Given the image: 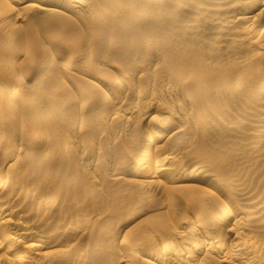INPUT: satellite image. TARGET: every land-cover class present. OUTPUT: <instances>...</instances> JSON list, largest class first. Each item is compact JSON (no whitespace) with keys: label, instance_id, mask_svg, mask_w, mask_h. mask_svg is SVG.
Returning a JSON list of instances; mask_svg holds the SVG:
<instances>
[{"label":"bare ground","instance_id":"1","mask_svg":"<svg viewBox=\"0 0 264 264\" xmlns=\"http://www.w3.org/2000/svg\"><path fill=\"white\" fill-rule=\"evenodd\" d=\"M0 264H264V0H0Z\"/></svg>","mask_w":264,"mask_h":264},{"label":"rangeland","instance_id":"2","mask_svg":"<svg viewBox=\"0 0 264 264\" xmlns=\"http://www.w3.org/2000/svg\"><path fill=\"white\" fill-rule=\"evenodd\" d=\"M17 38L19 39L20 38V35L17 34ZM129 227V226H128ZM128 227L126 226L125 228H122L120 230H122L121 232L125 231L126 229H128Z\"/></svg>","mask_w":264,"mask_h":264}]
</instances>
